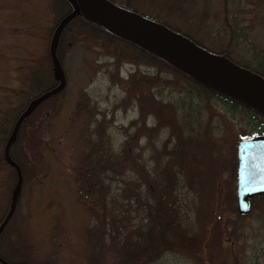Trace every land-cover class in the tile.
<instances>
[{
  "label": "trees",
  "instance_id": "trees-1",
  "mask_svg": "<svg viewBox=\"0 0 264 264\" xmlns=\"http://www.w3.org/2000/svg\"><path fill=\"white\" fill-rule=\"evenodd\" d=\"M113 1L126 8L135 7L134 0ZM71 7L69 0H0V223L9 210L17 179V170L6 160L4 147L28 101L56 83L50 43L59 19ZM79 39L86 46L88 43L89 50L95 46L94 49L112 59L115 72L107 70L112 80L120 76L121 64L129 63L133 67L126 77H118L124 84L125 93L114 102L113 108L125 110L134 106L137 115L124 127L125 138L117 149L113 142H106V129L93 124L98 118L95 108L88 105L90 103L66 107V85L40 102L23 118L9 148V155L19 165L22 175L16 206L23 186L33 179L34 186L39 189L40 200L37 202H42L30 211L32 224L39 233L46 235L45 238L53 236L54 213L59 206L56 207L58 201L50 195L52 180L49 173L52 161L62 162L59 158L62 156L57 152V140L64 133L70 143L77 145L78 152L72 155L71 163L78 178H90L91 187L97 186L100 193H94V198L100 200L88 205L87 215H83L86 208L81 205L83 208L71 216L79 226L84 223L81 227L86 229L84 264H154L171 252L193 254L199 262L197 253L205 232L195 230L193 218L187 212L189 206L181 205V192H176L177 176L170 173L171 166L175 168L176 164L184 165L192 172L197 170L192 161L193 151L185 153L182 146L185 150L180 154L184 159L178 158L181 139H184L183 143L189 140L182 135L181 128L188 126L192 135L206 136L204 128L202 131L199 128L204 126L210 107L214 106L245 124L252 134L264 133V115L200 84L164 59L81 15L71 18L58 37L55 53L65 78V53ZM230 43L217 52L248 66L230 55ZM141 65L152 70H141ZM249 68L264 76V71ZM166 83L170 90L164 92ZM83 112L90 116L86 124H90L91 134L82 121ZM150 117L152 124L149 125ZM160 129L164 131L158 135ZM172 137L176 141L170 147ZM154 140L159 144L155 145ZM202 143L207 153V137ZM144 144L149 146L147 152H144ZM172 159L177 162L170 165ZM43 167L46 170H42ZM210 168L208 162L204 174L211 171ZM151 179H155L156 184ZM101 206L100 212L98 207ZM13 214L0 232V256L6 260L1 252V240H10L9 222ZM259 242L262 254L264 238ZM254 258L248 264H264L258 262L257 256Z\"/></svg>",
  "mask_w": 264,
  "mask_h": 264
},
{
  "label": "rangeland",
  "instance_id": "rangeland-1",
  "mask_svg": "<svg viewBox=\"0 0 264 264\" xmlns=\"http://www.w3.org/2000/svg\"><path fill=\"white\" fill-rule=\"evenodd\" d=\"M134 1L136 11L162 20L161 22L192 36L209 49L217 51L226 48L230 41L228 49L231 56L249 67L264 71V0ZM84 43L79 39L65 53L66 107L70 109L76 103H90L88 105H92L94 111H97L98 120L93 124L95 127H104L106 142H113L118 149L125 138L124 127L136 117L137 111L134 106H128L125 110L114 109L113 104L125 93L124 84L118 77H126L133 67L129 63L121 64L120 76L112 80L107 73L108 69L115 72L112 59L94 49L95 46L89 50L88 43L87 46ZM140 68L148 69L143 65ZM169 88L166 83L164 92L169 91ZM209 111L204 126L199 128L200 131L204 128L206 136H196L200 133L192 135L188 126L186 129L181 128L182 135L187 136L190 141L185 140L183 143L184 139H181L182 149L178 151V158L184 159L180 153H184L185 149V153L193 151L192 161L197 170L190 172L180 164L170 168V173L177 176L175 186L176 192H181V205L185 208L189 206L187 212L193 218L195 230L198 233L203 230L205 232L197 253L200 261L193 254L188 255L183 251L184 253L171 252L157 263L248 264L250 260H255L254 256L258 257L259 263H264V252L261 254L259 251V240L264 238V197L256 196L249 213L240 214L235 195L236 141L253 132L245 124L214 106ZM83 114L81 118L88 130L91 126L86 122L90 116L84 112ZM151 120L150 117L149 125L152 124ZM163 131L158 130V135L163 134ZM87 132L91 134V130ZM191 136L194 138L191 139ZM156 137L157 135L155 139ZM206 137L209 142L207 153L202 143ZM175 141L172 137L169 146L172 147ZM140 142L144 143V139ZM154 144L158 145L159 141L154 140ZM57 145L62 162L56 164L52 161L49 173L52 180L50 195L54 197V201H58L56 207L59 206L56 209L59 212L55 210L54 213L55 232L47 239L46 235L39 233L33 226L30 211L42 201L37 202L40 200L39 189L34 186L33 179L29 180L23 186V193L9 222L12 230L10 240H6L9 243L5 244L6 241L1 240V252L9 261L20 264H84L86 229L81 227L84 223L79 226L71 216L75 215L77 209L83 208L81 205L86 208L83 209V215H87L88 205L100 200L94 198V193H99L98 187L92 188L90 178L80 179L74 171L71 157L78 152L77 145L70 143L64 133L59 136ZM148 149L149 146H145L144 152ZM172 162L175 164L177 161L170 160V165ZM208 162L211 171L204 174ZM42 170H46L45 167ZM151 182L156 184L155 179H151ZM98 208L101 212L102 206Z\"/></svg>",
  "mask_w": 264,
  "mask_h": 264
},
{
  "label": "water",
  "instance_id": "water-1",
  "mask_svg": "<svg viewBox=\"0 0 264 264\" xmlns=\"http://www.w3.org/2000/svg\"><path fill=\"white\" fill-rule=\"evenodd\" d=\"M71 9L58 21L52 34L50 54L56 83L33 96L17 117L4 147L6 160L16 168L17 179L11 192L9 210L0 223V232L14 212L22 175L19 165L10 157L9 148L23 118L50 95L62 90L66 78L55 50L59 34L74 16L110 30L151 54L164 59L194 80L221 94L253 108L264 115V76L236 63L225 55L211 51L164 23L135 10L122 7L112 0H69ZM237 180L236 206L241 214L251 209V198L264 194V134L240 138L235 145ZM2 264H16L0 256Z\"/></svg>",
  "mask_w": 264,
  "mask_h": 264
}]
</instances>
